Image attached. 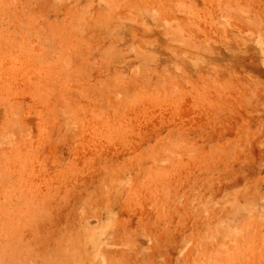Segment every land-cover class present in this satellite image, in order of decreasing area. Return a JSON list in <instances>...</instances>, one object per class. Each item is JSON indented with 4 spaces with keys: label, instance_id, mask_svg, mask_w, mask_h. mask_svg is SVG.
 <instances>
[{
    "label": "rangeland",
    "instance_id": "obj_1",
    "mask_svg": "<svg viewBox=\"0 0 264 264\" xmlns=\"http://www.w3.org/2000/svg\"><path fill=\"white\" fill-rule=\"evenodd\" d=\"M0 264H264V0H0Z\"/></svg>",
    "mask_w": 264,
    "mask_h": 264
}]
</instances>
